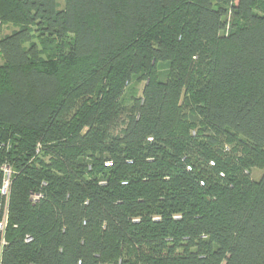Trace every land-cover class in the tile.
Instances as JSON below:
<instances>
[{
  "label": "trees",
  "instance_id": "trees-1",
  "mask_svg": "<svg viewBox=\"0 0 264 264\" xmlns=\"http://www.w3.org/2000/svg\"><path fill=\"white\" fill-rule=\"evenodd\" d=\"M0 21V264H264V0Z\"/></svg>",
  "mask_w": 264,
  "mask_h": 264
},
{
  "label": "built area",
  "instance_id": "built-area-1",
  "mask_svg": "<svg viewBox=\"0 0 264 264\" xmlns=\"http://www.w3.org/2000/svg\"><path fill=\"white\" fill-rule=\"evenodd\" d=\"M149 141H152V139H149ZM106 165L111 166L112 163H107ZM210 165L214 166L215 162L211 161ZM188 170L191 171V167H188ZM221 176H223V174H221ZM10 186H11V170L9 168H4V180H3V185L0 189V195L8 198L10 194ZM39 197L40 196L35 195L33 196V200H37L39 199ZM1 208L3 209V215H2V219H0V233L3 234L7 226V206L3 207V204L0 203V209ZM2 244H4V239L1 242V245Z\"/></svg>",
  "mask_w": 264,
  "mask_h": 264
},
{
  "label": "rangeland",
  "instance_id": "rangeland-1",
  "mask_svg": "<svg viewBox=\"0 0 264 264\" xmlns=\"http://www.w3.org/2000/svg\"><path fill=\"white\" fill-rule=\"evenodd\" d=\"M141 90H142V84L141 85H136V91L138 93H140ZM261 174H262V172L256 170V171H254L253 176H254V178H258L259 175H261Z\"/></svg>",
  "mask_w": 264,
  "mask_h": 264
},
{
  "label": "crops",
  "instance_id": "crops-1",
  "mask_svg": "<svg viewBox=\"0 0 264 264\" xmlns=\"http://www.w3.org/2000/svg\"><path fill=\"white\" fill-rule=\"evenodd\" d=\"M9 31L10 30L8 29V27L7 26H3L2 23H1V21H0V37L2 35L8 34Z\"/></svg>",
  "mask_w": 264,
  "mask_h": 264
}]
</instances>
